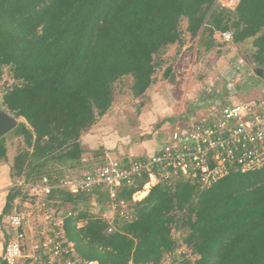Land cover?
Returning <instances> with one entry per match:
<instances>
[{
    "label": "trees",
    "instance_id": "obj_1",
    "mask_svg": "<svg viewBox=\"0 0 264 264\" xmlns=\"http://www.w3.org/2000/svg\"><path fill=\"white\" fill-rule=\"evenodd\" d=\"M215 1L0 0V78L8 67L14 81L2 104L24 119L12 130L24 147L10 175L34 180L50 161L83 167L89 149L81 137L110 109L115 83L130 76L133 96L142 95L156 81L161 52L182 42L183 18L194 36L232 31L234 42L253 37V59L263 65L264 0H238L233 11L214 8ZM146 179L117 189L115 202H127L131 217L117 213L111 223L78 207L90 195L55 190L60 205L76 212L65 219V231L83 258L157 264L183 244L182 264H264V167L231 171L206 188L183 180L159 183L132 202ZM17 194H7L2 216ZM174 229L185 231L182 239Z\"/></svg>",
    "mask_w": 264,
    "mask_h": 264
},
{
    "label": "built area",
    "instance_id": "obj_2",
    "mask_svg": "<svg viewBox=\"0 0 264 264\" xmlns=\"http://www.w3.org/2000/svg\"><path fill=\"white\" fill-rule=\"evenodd\" d=\"M221 37L224 43L230 42L232 33L223 32ZM164 137L160 147L147 156L125 162L107 157L102 164L78 175H43L17 184L35 193L27 192L29 211L19 206L3 219L2 260L6 264H100L83 258L68 239L65 219L76 212L64 210L55 190L95 198L96 190L103 189L115 201L121 185H130L136 177L146 175L142 188L131 196V201L136 202L142 199L141 193L147 194L159 183L183 180L206 188L231 171L264 167V94L250 102L224 104L208 118L188 122L177 119ZM114 205L121 207V216L130 215L127 202ZM94 208L87 212L93 213ZM77 225L80 226L79 222ZM111 230L112 226L108 228ZM187 251L180 244L177 250L165 253L157 264H182V255Z\"/></svg>",
    "mask_w": 264,
    "mask_h": 264
},
{
    "label": "rangeland",
    "instance_id": "obj_3",
    "mask_svg": "<svg viewBox=\"0 0 264 264\" xmlns=\"http://www.w3.org/2000/svg\"><path fill=\"white\" fill-rule=\"evenodd\" d=\"M237 3L238 0H216L214 8L233 11ZM180 29L182 42L169 45L161 52L163 62L155 73L156 81L142 95L133 96L130 76L115 83L110 109L88 131L89 140L85 144L94 146V149H89L86 164L70 168L50 161L37 170L34 180L40 178L39 175L54 172L78 175L102 164L107 157L132 159L150 155L160 147L177 119L188 122L208 118L224 104L250 102L264 94V64L260 65L253 59L256 50L253 37L241 42L224 43L219 33L210 36L205 32L194 36L187 31L185 18L180 22ZM212 37L214 42L210 44ZM256 71H259V75ZM13 82L9 68L4 67L0 78V113L4 112L20 122L24 119L15 117L2 104L4 90ZM3 139L6 154L5 159H0V164H7L11 169L14 156L24 147V142L12 131L5 134ZM105 140L108 142L99 143ZM19 183H27V180L11 176L7 189L9 193L18 194L12 201L10 211L19 206L29 211L27 192L34 194L35 191L28 190L25 185H17ZM105 192L103 189L96 190L95 198L90 197L84 201L87 205L79 204L78 207L88 211L95 206L90 215L104 214L113 220L115 214H121V207L114 205L115 201L107 198V195L102 196ZM71 207V204L63 206L64 210ZM1 213L3 253L4 232L1 226L7 214L2 216ZM83 221H79V224L83 225ZM172 234L176 239H182L185 231L174 229Z\"/></svg>",
    "mask_w": 264,
    "mask_h": 264
},
{
    "label": "crops",
    "instance_id": "obj_4",
    "mask_svg": "<svg viewBox=\"0 0 264 264\" xmlns=\"http://www.w3.org/2000/svg\"><path fill=\"white\" fill-rule=\"evenodd\" d=\"M241 102V101H240ZM89 138V133L86 132L85 134L82 135L81 140H82V144L85 145V147L87 149H94V146H89L86 145L88 142ZM105 142H108L107 140L105 141H101L99 142L100 144H105ZM86 143V144H85ZM103 147H106L105 145H101ZM9 182H11V175H10V166L7 164H0V212H2L1 210H3L5 202H6V197L7 194L9 193V189H7V187L9 186ZM147 194L142 195V199L146 196ZM119 206V205H117ZM103 218H106L110 223L112 222V220L110 219V217H106L104 214H101ZM116 216V214H115ZM114 216V217H115ZM2 227V226H1ZM3 230V228H2ZM4 232V231H2ZM2 236L0 235V254L2 253ZM1 256V255H0Z\"/></svg>",
    "mask_w": 264,
    "mask_h": 264
},
{
    "label": "water",
    "instance_id": "obj_5",
    "mask_svg": "<svg viewBox=\"0 0 264 264\" xmlns=\"http://www.w3.org/2000/svg\"><path fill=\"white\" fill-rule=\"evenodd\" d=\"M259 75V71H256ZM18 121L6 113H0V138L12 131L17 125Z\"/></svg>",
    "mask_w": 264,
    "mask_h": 264
},
{
    "label": "bare ground",
    "instance_id": "obj_6",
    "mask_svg": "<svg viewBox=\"0 0 264 264\" xmlns=\"http://www.w3.org/2000/svg\"><path fill=\"white\" fill-rule=\"evenodd\" d=\"M144 195V193H141V196Z\"/></svg>",
    "mask_w": 264,
    "mask_h": 264
}]
</instances>
